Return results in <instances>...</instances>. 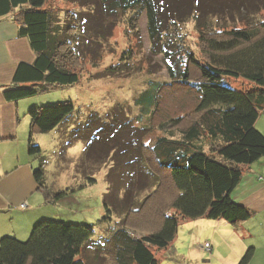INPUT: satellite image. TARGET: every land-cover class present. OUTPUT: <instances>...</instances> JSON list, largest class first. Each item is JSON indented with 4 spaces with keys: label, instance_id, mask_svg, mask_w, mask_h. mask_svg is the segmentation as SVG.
I'll return each mask as SVG.
<instances>
[{
    "label": "trees",
    "instance_id": "1",
    "mask_svg": "<svg viewBox=\"0 0 264 264\" xmlns=\"http://www.w3.org/2000/svg\"><path fill=\"white\" fill-rule=\"evenodd\" d=\"M48 1L0 0V15L12 16L18 24L19 34L27 37L36 54L32 63L21 62L17 65L12 82L3 90L7 100L32 96L38 89L55 85L70 86L79 82L80 72L72 65L76 60L73 61L72 56L82 61L83 47L80 46V39L75 40L69 34L76 27L65 20L61 27L55 24L53 13L46 7ZM72 1L83 9L74 11L72 20L76 21L81 36H89L88 40L92 42L100 38L101 27H86L84 23L88 15L84 7H90L95 12L93 16L131 13L128 20L132 24L144 13L150 48L155 54L162 55L169 78L178 85H191L196 96L187 123L180 126L179 118L170 119L172 123L160 127L157 132L153 118L161 102L158 95L160 84L144 89L134 100L143 113L141 116L145 114L147 124L151 123L147 127L154 132L150 131L153 136L150 143L142 141L138 146L140 134L130 139H137L140 156H136V159L146 157V153L141 155L140 151L148 148L150 163L153 159L157 171L161 169L164 172L165 179L174 190L167 211L159 212L150 231L134 234L127 217L139 209L142 199L149 194V186L154 184L153 187H159L163 174L156 175L151 180L153 184L145 183L147 174L152 177L150 174L153 172L144 162L146 168L142 172L138 168L140 165L134 162V143L126 139L123 148H118L117 143L109 146V152L121 148L123 153L128 154L122 157L120 163H115L113 159L109 168L116 171V167L121 166V178L115 183L106 179L107 185L102 195L100 221L118 224L108 237L115 264H159L153 249L168 250L183 219L221 218L237 225L249 218L251 211L236 203L231 192L240 182L245 168L264 157V134L255 126L258 116L264 114V19L257 16L248 27H238V22L230 24L234 21L233 15L229 25L218 26L211 20L218 19L223 4L205 0ZM253 14L255 16L257 13H251V16ZM190 18L200 34L201 59L188 48L183 53L172 48L175 35L170 34L169 29L174 27L176 32L178 25ZM91 49L94 51L93 46ZM108 68L110 72L115 69ZM193 73L197 75L196 81L192 80ZM227 77L236 80L243 78L251 86L234 89L224 84ZM73 110L74 105L70 100L29 109L27 147L30 155L41 153L34 135L50 132L63 123ZM135 125L134 128H139ZM109 133L114 134L113 129ZM33 175L46 203L45 210L52 214L59 211L51 204L57 205L63 196L86 186V182H96L95 178L87 176L74 190L68 188L52 192L46 184L42 162L34 167ZM110 175L111 171H107L106 176ZM141 192L148 194L136 200ZM135 201L140 203L136 206ZM93 235L94 224L63 221L55 217L43 218L23 238L15 235L0 237V264H90L84 256V247L91 242ZM252 250V246L248 247L237 264H248Z\"/></svg>",
    "mask_w": 264,
    "mask_h": 264
},
{
    "label": "rangeland",
    "instance_id": "2",
    "mask_svg": "<svg viewBox=\"0 0 264 264\" xmlns=\"http://www.w3.org/2000/svg\"><path fill=\"white\" fill-rule=\"evenodd\" d=\"M205 1H215L218 5L223 4L224 8L219 9L221 13L218 19L211 20L218 26L229 25V20L233 15L234 21L230 24L238 22L236 23L238 27H248L252 24L250 21L255 20L257 16H259L258 19H264V0ZM46 7L53 13L54 23L59 27L62 26L64 20L76 27L70 30L69 34L75 40L80 39L84 57H81L82 61H79L77 56H72L73 61L76 59L72 65L80 72L77 84L55 85L47 89H38L34 95L24 98L30 108L69 100L74 105V110L63 123L58 124L50 132L36 134L39 137L40 143L37 144H40L41 153L33 155L35 167L42 162L46 184L52 192L68 188L74 190L83 183L87 176L96 179L94 184L86 182V186L63 196L57 205L51 204V206L59 211L55 219L94 224L93 239L84 247V256L90 264H115L113 249L108 237L118 224L112 225V223L100 221L103 212L102 195L107 185L106 179L113 180L115 183L121 178V166L116 167L117 172L109 168L114 162L113 159L115 163H120L122 157L128 154L123 153L121 148L119 151L116 148L115 151L109 152V146L117 143L118 148L120 146L123 148L126 139L134 143V155L132 156L134 162L142 166H138L142 172L146 167L153 172L150 174L152 177L147 174L148 178H145V183L150 184L156 175L163 174L158 188L153 187L152 183L153 185L149 186L148 195L141 192L136 196L138 200L139 197L147 195L145 199L143 198L144 200L142 199V204L138 206L140 210L132 211L127 217V222L134 234L140 235L150 231L155 226L153 220L159 212L167 211L174 190L165 179L164 172L161 169L157 171L153 159L152 164L150 163L151 158L147 157L150 155L147 152L148 148H142L140 151L141 155L146 153V157H141L143 161L140 158L136 159V156H140L138 147H136L137 139H130L140 134L141 138L137 143L139 146L142 141L152 142L153 136L147 127L151 123L147 124L148 118L145 114L141 116L143 113L134 104V100L144 89L160 84L158 95L161 102L153 118L157 132L160 127L164 128L171 124L170 119L179 118L180 126L187 123L190 119L189 111L196 101V96L191 85H178L169 78L162 55L155 54L150 48L144 13L138 16L133 25L128 20L131 13H119L117 16L106 14L93 16L95 12L90 7H84L88 15V20L84 23L86 27L90 25L101 27L100 38L92 42L93 40H88L89 36L87 38L81 36L76 21L72 20L74 11L83 10L76 2L49 0ZM251 13L257 14L251 16ZM177 28L176 32L174 27L169 29L170 34L175 35V45H172V48L178 50L179 53H183L188 48L194 51L198 59H201L200 34L195 27L194 20L190 18L180 23ZM85 44L86 46H83ZM92 46L94 51L91 49ZM108 67H115V69L110 72ZM196 77V73H193L192 80L196 81ZM224 84L234 89L241 87L247 89L251 86V83L243 78L236 80L231 77H227ZM101 122L104 124L103 127ZM133 124L139 128H134ZM112 129L115 136L109 133ZM36 142L35 140V144ZM107 154H109L108 157H106ZM107 171H111L112 176L107 177ZM126 176L128 177L127 174ZM143 179H141L142 182ZM135 203L137 206L140 202L135 201ZM169 212L171 213V210ZM186 220L179 223L176 237L172 240V244H169L168 250L153 249L159 264H228L234 258L237 262L239 261L241 256L236 257L229 252L231 243L228 239L217 237V232L205 230L213 226L215 222H211L208 218L202 222ZM217 226L220 225L217 224ZM205 242L208 244L205 245ZM172 245L176 248L174 255L172 250L169 251ZM228 254L231 256L230 260L225 262L224 257Z\"/></svg>",
    "mask_w": 264,
    "mask_h": 264
},
{
    "label": "crops",
    "instance_id": "3",
    "mask_svg": "<svg viewBox=\"0 0 264 264\" xmlns=\"http://www.w3.org/2000/svg\"><path fill=\"white\" fill-rule=\"evenodd\" d=\"M35 57L27 37L19 34L17 22L10 14L0 15V237L15 235L23 238L39 220L58 217L55 216L57 212L52 214L45 210L46 203L33 175L34 157L27 147L29 103L24 98L7 100L3 93L12 82L17 65L32 63ZM255 126L264 134V114L258 116ZM36 134L34 140L40 143ZM231 197L251 211L250 217L237 225L221 218L211 219L214 225L205 230L217 232V237L228 239L231 243L229 252L236 257L242 256L252 246L248 264H264V157L245 168ZM205 219L190 220L202 222ZM171 248L173 255L176 254V248L173 245ZM230 257V254L226 255L225 262ZM230 261L228 264H237L235 258Z\"/></svg>",
    "mask_w": 264,
    "mask_h": 264
},
{
    "label": "built area",
    "instance_id": "4",
    "mask_svg": "<svg viewBox=\"0 0 264 264\" xmlns=\"http://www.w3.org/2000/svg\"><path fill=\"white\" fill-rule=\"evenodd\" d=\"M21 206L23 207V206H25V204H21ZM208 243H205V245H207Z\"/></svg>",
    "mask_w": 264,
    "mask_h": 264
}]
</instances>
